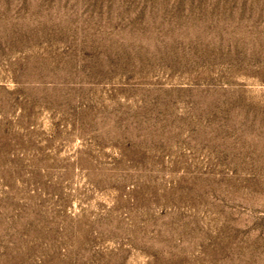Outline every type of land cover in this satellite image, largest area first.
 <instances>
[{
  "label": "rangeland",
  "instance_id": "1",
  "mask_svg": "<svg viewBox=\"0 0 264 264\" xmlns=\"http://www.w3.org/2000/svg\"><path fill=\"white\" fill-rule=\"evenodd\" d=\"M0 264H264V0H0Z\"/></svg>",
  "mask_w": 264,
  "mask_h": 264
}]
</instances>
